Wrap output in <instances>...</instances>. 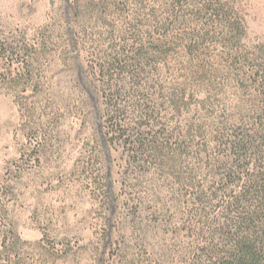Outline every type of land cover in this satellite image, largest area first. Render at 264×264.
Listing matches in <instances>:
<instances>
[{"label": "rangeland", "instance_id": "1", "mask_svg": "<svg viewBox=\"0 0 264 264\" xmlns=\"http://www.w3.org/2000/svg\"><path fill=\"white\" fill-rule=\"evenodd\" d=\"M204 1L0 0V264H182L177 148L239 104ZM226 2L264 43V0Z\"/></svg>", "mask_w": 264, "mask_h": 264}, {"label": "trees", "instance_id": "2", "mask_svg": "<svg viewBox=\"0 0 264 264\" xmlns=\"http://www.w3.org/2000/svg\"><path fill=\"white\" fill-rule=\"evenodd\" d=\"M199 11L223 29L229 63L224 78L236 85L239 104L218 125H191L177 148V158L189 161L184 172L181 160L175 165L193 223L182 264H264V43L245 47L244 22L226 0H205ZM210 34L187 37L193 59ZM206 67L197 73L203 84Z\"/></svg>", "mask_w": 264, "mask_h": 264}]
</instances>
